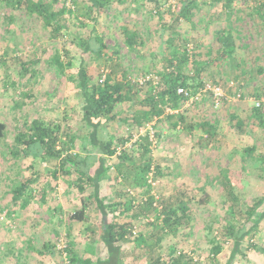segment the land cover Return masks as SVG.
<instances>
[{
    "label": "rangeland",
    "instance_id": "rangeland-1",
    "mask_svg": "<svg viewBox=\"0 0 264 264\" xmlns=\"http://www.w3.org/2000/svg\"><path fill=\"white\" fill-rule=\"evenodd\" d=\"M181 1L112 0V5L100 15L95 13L94 18L85 12L71 16L70 29L58 39L50 37L49 29L39 19L1 5L0 122L6 129L0 139V264H71L66 250L69 247L82 259H91V264H148L151 255L145 245L150 240L145 242L137 235L149 237L152 226L147 222L155 219L153 210L149 217H132L134 234L124 241L121 257L112 262L107 248L97 238V208L92 200L86 199L84 221L70 219L82 205V194L73 184L75 176L59 171L55 178L53 171L59 162L54 158L43 161L33 155L15 157L14 138L25 122L43 117L64 123L66 112L70 113L67 124H74L77 132L82 128L81 94L69 76H76L83 61L95 80L100 78L103 68L111 69L108 57L118 58L119 71L125 70L127 78L149 73L160 77L169 67L164 56L167 53L160 50L163 40L167 43L166 39L177 37L174 42L186 45L193 58L201 53L200 58L209 61L207 48L215 39L214 31L218 27L232 28L237 48L231 57L209 61L203 81L220 84L229 98L218 108L209 97L201 103L184 105L182 108H189L190 119L197 124L193 131L184 127L174 129L169 124L158 127L151 144L153 163L162 168L163 174L158 179L152 172L141 170L140 155L134 151L137 142L130 145L128 141L124 149L130 151L132 161L126 163L124 173L118 169L120 152L108 161L110 169L101 182V195L108 200L117 199L119 193L127 191L135 203L153 195L158 211L163 203L177 201L180 190L200 195L203 203L189 204L193 209L192 225L164 238L158 254L167 258L170 247L175 245L199 264H214L209 228L215 224L214 233L223 242L217 260L226 264L230 259L234 240L224 235V229L239 222L251 226L246 212L257 199L264 198V163L243 160L247 146H256L264 152V127L252 117L257 102H261L264 113V19L256 14L264 0H231L228 9L226 0H191L188 3L191 11L185 15L181 12ZM63 2L60 0L55 7L59 8ZM66 3L71 5L70 0ZM124 27L138 31L141 43L133 49L125 41ZM93 33L100 34L107 45L101 61L86 53L78 41V38L87 40ZM58 51L63 60H68L65 51H70L73 65L65 72L53 59ZM27 61H34L31 68L35 73L24 76L22 65ZM95 61L102 62L103 68L97 67ZM232 81L233 88L229 86ZM240 91L242 96L238 97ZM233 113L247 118L242 133L234 126ZM204 120L213 127L209 129L211 133L200 127ZM133 127L130 123L113 122L107 134L119 142L132 131L133 135L137 134ZM80 147L78 141L72 151L80 152ZM25 178H33V190L31 199L23 206L21 201L13 202L12 193ZM227 179L231 181L228 188L222 183ZM230 188L234 198L229 194ZM43 189L47 193L44 201ZM259 211L264 212V203ZM47 242L56 245L55 254L40 253ZM236 259L240 264H264V219L254 236L245 240L244 252Z\"/></svg>",
    "mask_w": 264,
    "mask_h": 264
},
{
    "label": "trees",
    "instance_id": "trees-1",
    "mask_svg": "<svg viewBox=\"0 0 264 264\" xmlns=\"http://www.w3.org/2000/svg\"><path fill=\"white\" fill-rule=\"evenodd\" d=\"M59 1L0 0V7L4 4L13 10H21L25 14L39 19L49 29L50 37L58 39L65 31L70 29L71 16H79L85 12L94 18L95 13L100 15L112 5V0H70L71 5H68L66 3L67 0H64V4L56 8L55 4L59 3ZM181 2V12L185 15V13L191 11L188 6L191 0H182ZM230 2L231 0H226L225 6L227 9L231 4ZM256 14L259 18L264 19V4L259 7ZM123 31L125 41L130 48L133 49L141 43L139 42L138 31L134 27L132 29L124 27ZM214 32L215 39L207 48L209 61L233 56L237 48V41L233 35L232 28L226 30L218 27ZM175 39L177 37L166 39L165 42L168 45L163 43L164 40L162 41L160 50L167 53L164 56L168 58L169 67H166L160 73L158 84L153 81H148L145 85L133 83L131 79L127 78L125 70L119 71L121 63L117 62L118 58L114 59L113 57H108V60L112 63L110 65L111 69L106 78L100 82L101 76L95 80L88 68V64L83 61L76 76L74 77L72 74L69 76L70 80L75 84V88L81 94L82 106L80 115L83 121L82 128L77 132L74 124H67L70 113L66 112L64 123L50 122L43 117H35L29 122H25L14 138L15 149H13L12 153L15 157L20 154L25 156L33 155L43 161L48 158H54L59 162L53 171L55 178H58L59 171L63 175L75 176L73 184L78 192L82 194V205L74 211L70 219L76 222L84 221L88 203H86V199L90 198L92 200L97 208V238L107 248L108 257L112 262L121 257L124 241H127L128 237L134 234L132 231V217L136 219L144 216L149 217V212L153 210L155 219L147 222L148 225L152 226L149 231V237H144L143 234L137 235L139 239L142 238L145 242L150 240L149 244L145 245L147 246L146 251L151 255L148 257V264H199L183 251H179L175 245L170 247L167 258H163L162 254H158L157 249L160 248L164 238L170 235H177L182 229L189 228L192 225L193 209L189 204L193 201L203 203L200 195H190L180 190L178 192V200L163 203L161 211H158L155 207L156 198L153 195H149L145 201L139 203H135L134 197L127 191H124L123 194L119 193L117 199L111 198L108 200L101 195V182L108 176L110 169L108 161L121 150L118 168L121 173L125 172L126 163L132 161L130 151L126 148L124 149V147L131 140L133 131L118 142L114 136L107 134L111 123H130L134 126L136 133L155 119L154 129L156 133L158 127H164L168 124L174 129L184 127L189 131H193L197 125L195 120L190 119L189 108H182L185 99L184 96L178 94L177 89L179 86H183L191 89L192 92H197L204 87L203 74L209 61L202 60L200 58L201 53L193 58L189 54L188 47L181 43L178 45L174 42ZM78 41L86 53H91L100 61L104 59L107 45L100 34L93 33L87 40L78 38ZM165 45H167L168 49H165ZM65 54L68 56V60L64 59L66 61L63 60V55L59 51L53 56V59L63 72L72 68L73 65L70 60V51H65ZM94 63L97 67H102V62L97 63L95 61ZM33 64L34 61L23 63L22 75H33L35 73V70L33 69V72L31 68ZM167 107L173 110L179 109V112L167 114L165 110ZM193 108L195 109L196 106ZM231 117L234 120L235 128L242 133L247 124V118H241L234 113ZM252 117L257 119L264 127V113L261 107H254ZM200 127L207 133H211L209 129L213 128L208 120H204ZM5 129L6 125L0 122V139L4 137ZM139 139V141H136L134 151L140 155L141 170L147 174L152 172L155 179H158L163 173L162 168L153 163L151 154L153 141L147 133L141 135ZM78 141L81 144L80 152H73L72 149L78 146ZM243 152L244 161L252 159L264 163V152H260L256 146H247ZM32 182L33 178H25L19 186L13 189L12 200L14 203L21 201L23 206L28 203V199L32 197ZM222 183L226 188L231 185L229 179L222 181ZM86 192H90L87 197H85ZM229 194L231 197H235L232 188H230ZM46 195L47 193L43 189L41 191L43 201ZM263 203L264 198H259L247 210L248 219L252 221L251 226L248 227L247 223L241 222L240 224L239 222L238 224L232 223L230 224L231 226L224 229V235L231 236L234 240L231 256L226 264H240L237 262L236 256L244 252L245 240L254 236L261 221L264 219V212L260 213L259 211ZM129 215H131L130 218L125 219ZM214 226L215 224H212L209 228L210 242L212 244L211 252L214 257V264H219L217 257L223 250V242L218 237V233H214ZM54 250H57L56 245L47 242L40 253L55 254ZM66 250L71 264H91V259H82L72 247L66 248Z\"/></svg>",
    "mask_w": 264,
    "mask_h": 264
},
{
    "label": "built area",
    "instance_id": "built-area-1",
    "mask_svg": "<svg viewBox=\"0 0 264 264\" xmlns=\"http://www.w3.org/2000/svg\"><path fill=\"white\" fill-rule=\"evenodd\" d=\"M109 73V69L107 68H103L102 69V75L100 78V82H102L106 76ZM129 79H131L129 77ZM159 79L160 77L158 75H153L151 73L149 74H145L142 75L138 78H132V82L137 84V85H145L148 81H153L155 84L159 83ZM231 88H233L235 86V82L232 81L229 85ZM178 94L184 96L185 101L183 102L182 107L185 106H190L193 103H201L202 101H204V99L206 97H209L210 100L213 103V106L215 108L220 107V105L223 103L224 99H228L229 95L225 92L224 88L217 83H206L204 87H202L201 89H199L197 92H192L191 89L185 88L183 86H179L178 89ZM238 97L242 96V92H238ZM261 102H257L256 106L257 107H261ZM166 113H178L179 109L177 110H173L170 107H167L166 109ZM156 119L150 123H148L145 127H142L139 132L137 134H134L131 138V140L127 143L132 145L133 142L137 141V139L144 134H149L151 140L153 141L154 136H155V129H154V125H155ZM121 150H119L118 152H120Z\"/></svg>",
    "mask_w": 264,
    "mask_h": 264
}]
</instances>
